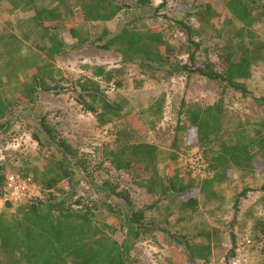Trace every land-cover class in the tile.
Returning <instances> with one entry per match:
<instances>
[{
  "label": "rangeland",
  "instance_id": "374dc122",
  "mask_svg": "<svg viewBox=\"0 0 264 264\" xmlns=\"http://www.w3.org/2000/svg\"><path fill=\"white\" fill-rule=\"evenodd\" d=\"M255 1L264 3V0ZM204 4H210L218 16L202 31L203 41L196 55L201 62L217 63L226 40L232 38L234 31L240 27V23L226 10L223 0H151L149 7L134 5L107 22L79 21L77 24L83 36L92 41L102 30L114 32L124 21L138 18L134 21L137 27L158 28L172 47L173 53L168 62L155 66L153 70L146 71L137 63L126 64L124 74L120 77L122 87L115 88L108 96L132 110L130 119L143 126V140L158 146V167L162 176L171 172L170 156L176 154L174 167L186 179L188 172L180 165L179 155L194 150L202 152L197 145L187 142L186 130L176 129L178 122L188 125L183 114H180L181 102L207 105L216 102L221 95L222 86L218 81L196 75L188 77L186 73H178L173 69L174 66L189 63L188 56L192 51L176 21L183 20L200 28L193 12L197 6ZM259 13L262 21L254 29L258 35H263L264 13ZM39 19L55 24L66 44L65 53L54 58V64L63 78L60 79V86L65 87L68 81L88 74L86 66H120L121 56L115 50L77 46L66 30V9L59 7L54 0L17 1L15 7L9 0H1L0 77L4 96L14 97L31 69L47 59L44 52L36 47V44H45L40 37ZM195 39L199 38L195 36ZM242 82L247 88L246 95L232 88H227L223 94L225 123L222 136L226 140L230 138L232 126L237 121L245 123L239 129L244 134L253 135L255 129L264 131V127L259 125L264 122V55L252 66L250 77ZM161 95H164V103L157 113L151 109V105ZM43 114H48L73 146L92 155L89 174L76 168L74 180L64 182L65 190L71 196L72 208L81 207L73 203L78 197L82 201L91 200L96 204L94 213L97 220L114 225L110 234L120 244L128 264H264L261 243L253 238L251 231L254 220L264 218V190L261 189L264 185V152L254 150L256 162L253 171L233 168L226 181L215 184L218 197L207 201L203 194L194 192L199 205L195 210H189L173 194L160 198L146 193L132 184L125 173L117 172L109 165L104 151L114 139L113 123L98 126L94 115L83 111L69 92L41 91L32 106H16L12 113L0 117V177L5 178L8 174L24 175L26 171H29V176H33L32 171L46 168V158L52 148L41 146L35 139L37 136L43 143L46 142L36 125V118ZM213 146L216 147L217 142ZM107 181L126 189L135 208H147V220L154 226L152 234L135 239L134 229L125 221V215L123 223L122 218L115 221L105 211L108 203L124 214L128 210L123 201L115 199L108 192L105 186ZM244 189L249 191L246 197L239 199L235 209V198ZM18 205L7 206L0 199V212H15ZM212 228L218 230L219 242L211 247L207 260L192 259L189 250L175 243L174 238L191 239L195 234L211 233ZM231 229L236 235V249L234 255L229 257ZM8 258L0 250L2 264H12Z\"/></svg>",
  "mask_w": 264,
  "mask_h": 264
},
{
  "label": "trees",
  "instance_id": "16d2710c",
  "mask_svg": "<svg viewBox=\"0 0 264 264\" xmlns=\"http://www.w3.org/2000/svg\"><path fill=\"white\" fill-rule=\"evenodd\" d=\"M1 1V0H0ZM21 1L9 0L16 6ZM59 7H65L67 17L66 30L77 42V46H90L103 50H115L121 56V64L116 67L105 65L86 66L88 74L81 75L69 84L60 86L61 71L56 68L54 58L66 51V44L61 39L57 26L39 19L41 40L43 45L36 47L44 52L46 60L34 66L28 78L21 83L14 97H6L2 91L0 77V117L12 113L16 106H32L41 91L71 93L81 109L94 115L97 125L108 123L114 125V139L104 151L105 160L117 172L125 173L132 184L142 188L146 193L160 198L173 194L180 198L183 207L195 210L199 205L194 192L203 194L207 201L218 197L215 184H220L230 177L233 168L252 170L255 167V152H264V131L255 129L254 134H244L239 129L245 123L237 121L232 126L230 138L223 139L222 129L225 123L223 94L232 88L246 95L247 88L242 82L250 77L251 68L264 55V33L258 35L255 25L262 21L260 11L264 13V3L255 0H223L228 13L240 23L233 37L223 45L218 62H201L196 51L203 41L202 31L218 16L210 4L197 6L193 15L197 17L201 27H195L183 20L176 21L192 47L189 63L174 66L178 73H186L188 77L198 76L221 84V95L216 102L207 105L181 102L180 114H183L188 125H180L176 129L186 130L187 142L197 145L208 164L211 174L198 178L187 171L183 179L177 167H174L176 154L170 156L171 172L162 176L159 171V149L154 143L143 140L142 129L130 115L132 110L123 103L110 99L108 87H122L120 77L124 74L126 64L137 63L140 68L155 69L157 65L167 63L172 47L156 27H137L133 20L124 21L114 32L106 29L92 41H88L78 28V22H107L118 16L124 9L126 12L134 5L147 8L151 0H54ZM187 1V0H186ZM195 36L199 38L195 39ZM1 40V39H0ZM264 100V96L262 97ZM164 103V95L158 97L151 109L160 112ZM36 125L46 140L39 137L36 141L52 148L47 159L46 168L34 170L30 176L42 189V198L21 203L15 212H0V250L8 255L12 264H128L118 241L111 236L114 225L108 221H98L94 209L96 204L82 201L78 197L73 203L80 208L71 207V196L65 190L64 182H71L76 175L75 169L89 174L92 155L81 152L73 146L58 130L48 114L36 118ZM263 128L264 122L259 123ZM217 142V146H213ZM26 171L23 176H29ZM200 180H197V179ZM4 183L5 178L0 177ZM108 192L115 199L121 200L128 207L127 213L107 204L105 211L115 221L123 219L132 225L134 238L149 236L153 232L151 221L147 220L146 207L135 208L129 192L119 188L117 184L105 182ZM264 190V185L261 187ZM248 189L239 192L234 207L239 199L246 197ZM7 206L10 203H5ZM41 205H45L41 209ZM253 238L261 243V254L264 258V218L254 220ZM218 230L212 228L211 233H199L187 237L174 238L177 245H183L190 251L191 258L207 260L210 249L216 246ZM212 236V237H211ZM212 238V240H211ZM231 249L228 256H233L236 249V235L230 231ZM0 264L2 260L0 259Z\"/></svg>",
  "mask_w": 264,
  "mask_h": 264
},
{
  "label": "built area",
  "instance_id": "2783aa9c",
  "mask_svg": "<svg viewBox=\"0 0 264 264\" xmlns=\"http://www.w3.org/2000/svg\"><path fill=\"white\" fill-rule=\"evenodd\" d=\"M115 91V85L111 83L108 87V92ZM180 165L190 171L194 176L201 178L211 174L208 170V164L205 158L198 150H194L185 154H180L178 157ZM42 189L30 176L20 174H8L5 177L2 185L1 200L12 205H18L32 200L42 198ZM46 206L41 205V209Z\"/></svg>",
  "mask_w": 264,
  "mask_h": 264
}]
</instances>
